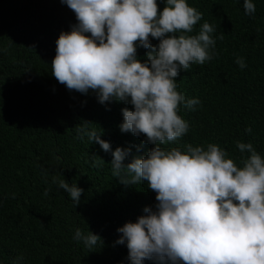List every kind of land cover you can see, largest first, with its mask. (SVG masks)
Wrapping results in <instances>:
<instances>
[{
  "label": "trees",
  "instance_id": "16d2710c",
  "mask_svg": "<svg viewBox=\"0 0 264 264\" xmlns=\"http://www.w3.org/2000/svg\"><path fill=\"white\" fill-rule=\"evenodd\" d=\"M157 3L162 10L164 0ZM188 3L202 13L192 34L207 21L223 39L211 61L176 77L177 90L201 103L194 111L180 106L190 130L162 147L216 143L239 162V140L264 156V0H254L253 15H245L243 0ZM74 23L61 0H0V264H13L20 254L22 264H129L127 247L114 244L116 229L155 203L146 183H120L111 152L78 134L87 124L103 132L112 150L130 147L125 163L153 147L143 134L121 132V109L132 105L101 104L91 90L70 91L52 75L56 40ZM146 51L138 48V58ZM237 57L245 59L244 69ZM53 178L84 189L80 203L74 206ZM77 227L98 234L101 245L90 250L76 242Z\"/></svg>",
  "mask_w": 264,
  "mask_h": 264
},
{
  "label": "clouds",
  "instance_id": "9594fccd",
  "mask_svg": "<svg viewBox=\"0 0 264 264\" xmlns=\"http://www.w3.org/2000/svg\"><path fill=\"white\" fill-rule=\"evenodd\" d=\"M61 3L75 13L76 23L56 40L52 75L70 91L91 90L101 104L132 105L121 109V132L143 134L153 145L125 163L130 147L112 150L102 131L87 124L77 129L81 139L87 136L111 152L112 175L120 183H146L155 192L154 205L116 229L120 235L114 244L127 247L129 264H264V156L239 140V162L216 143L162 147L190 130L178 114L180 106L194 111L201 103L177 90L176 77L181 69L211 61L223 35L214 36L215 27L207 21L192 34L202 13L188 0H164L159 11L157 0ZM243 9L253 15L254 0H243ZM138 48L148 50L143 60ZM235 63L247 66L243 57ZM53 182L74 206L80 203L84 189L65 179ZM73 239L90 250L102 243L98 234L79 227ZM23 259L20 254L13 264Z\"/></svg>",
  "mask_w": 264,
  "mask_h": 264
}]
</instances>
